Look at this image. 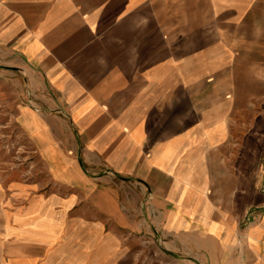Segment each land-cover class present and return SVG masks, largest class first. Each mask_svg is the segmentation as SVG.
Wrapping results in <instances>:
<instances>
[{
    "label": "crops",
    "instance_id": "1",
    "mask_svg": "<svg viewBox=\"0 0 264 264\" xmlns=\"http://www.w3.org/2000/svg\"><path fill=\"white\" fill-rule=\"evenodd\" d=\"M0 107L67 188L12 264H264V0H0Z\"/></svg>",
    "mask_w": 264,
    "mask_h": 264
},
{
    "label": "rangeland",
    "instance_id": "2",
    "mask_svg": "<svg viewBox=\"0 0 264 264\" xmlns=\"http://www.w3.org/2000/svg\"><path fill=\"white\" fill-rule=\"evenodd\" d=\"M263 130L261 129L260 134ZM258 134V133H257ZM256 147L264 146V139L255 138ZM264 163V162H263ZM48 169L18 129L12 112L0 107V180L3 187L0 199V210L13 215L16 211L27 207L31 199L42 197L50 192L66 194L67 188L58 186ZM22 183L28 190L19 192L11 189L12 182ZM1 225V223H0ZM1 228V226H0ZM0 235V254L5 256V249L12 241Z\"/></svg>",
    "mask_w": 264,
    "mask_h": 264
},
{
    "label": "bare ground",
    "instance_id": "3",
    "mask_svg": "<svg viewBox=\"0 0 264 264\" xmlns=\"http://www.w3.org/2000/svg\"><path fill=\"white\" fill-rule=\"evenodd\" d=\"M0 188H1V186H0ZM0 220L4 223L3 232L0 233V235L5 236V237L8 236L14 230L13 227L10 225V223H12V222L18 223L19 226L23 225L22 221L19 220L17 216H13V218L10 219V216L7 213L3 212L2 210H0ZM14 223L12 224L13 226H14ZM28 226H30L32 228H37L38 227V218L31 221L28 224ZM1 260L3 261V264H12V261H8L6 257H4V258L1 257Z\"/></svg>",
    "mask_w": 264,
    "mask_h": 264
}]
</instances>
